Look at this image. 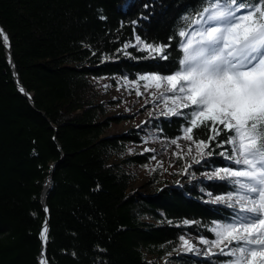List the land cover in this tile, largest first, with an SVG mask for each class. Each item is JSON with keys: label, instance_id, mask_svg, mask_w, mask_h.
<instances>
[{"label": "trees", "instance_id": "trees-1", "mask_svg": "<svg viewBox=\"0 0 264 264\" xmlns=\"http://www.w3.org/2000/svg\"><path fill=\"white\" fill-rule=\"evenodd\" d=\"M206 6L0 0V28L16 73L15 79L0 34V264H40L41 250L48 264H226L228 255L184 251L180 237L214 239V225L231 222L233 209L212 202L235 192L231 180L203 176L239 167L228 158L232 146L221 144L231 133L221 131L211 155H177L167 177L154 168L144 184L151 191L140 192L132 187L136 167L148 166L155 152L130 147L182 137L191 109L166 116L165 107H150L126 131L107 134L128 117L109 113L120 100L104 99L98 81L143 85L144 76L177 71L184 55L179 32L195 31L190 20ZM145 43L166 46V58L144 50ZM206 131L195 129L194 139H205Z\"/></svg>", "mask_w": 264, "mask_h": 264}, {"label": "snow or ice", "instance_id": "snow-or-ice-1", "mask_svg": "<svg viewBox=\"0 0 264 264\" xmlns=\"http://www.w3.org/2000/svg\"><path fill=\"white\" fill-rule=\"evenodd\" d=\"M205 3L198 18L190 20L197 29L179 32L184 38L179 69L165 76L150 74L142 79L158 89L166 84V91L173 93H161L166 108L162 115L178 116L182 115L181 109H191L183 136L172 140V144L179 147V139L191 141L203 158L212 154L210 145L221 131L231 133L221 144L232 146L233 154L228 158L239 167L217 169L209 179L231 180L235 192L216 196L212 202H226L234 215L231 222L214 225V239L201 237L200 242L209 246L205 255H228L226 264H264V0ZM136 40L140 43L139 36ZM164 47L143 45L149 53L160 55ZM201 127L207 130L206 138L194 139V130ZM188 151L191 153V146ZM47 232L45 223L41 231L45 240ZM180 240L184 251L197 250L183 236ZM40 264L45 261L42 259Z\"/></svg>", "mask_w": 264, "mask_h": 264}, {"label": "rangeland", "instance_id": "rangeland-1", "mask_svg": "<svg viewBox=\"0 0 264 264\" xmlns=\"http://www.w3.org/2000/svg\"><path fill=\"white\" fill-rule=\"evenodd\" d=\"M101 84V89L103 90V98H117L118 102L114 103L110 107L109 113H124L127 115V119L123 120L117 125H113L108 131L107 134H114L126 131L133 124L139 121L140 116L144 110L152 107L159 111V108L165 107V99L164 96L159 94L160 89H167V85H162L159 89L155 87L154 83L150 81H146L143 85H134L132 83L123 81L121 79H116L118 83L117 87H113L110 84L108 78L103 77L98 79ZM151 85V86H146ZM131 89V90H128ZM140 93L141 97H138L137 93ZM154 100V101H153ZM168 106L171 107V100L168 101ZM172 141H161L157 139H151L140 146H131L129 152H138L145 151L149 149L150 151L155 152V156L152 162L148 166H137V180L134 182L133 186L140 192L151 191L152 188L144 186L148 174L157 167H160L161 176L167 177L172 172L175 167H172V160L177 156L183 154H197V150L195 144L186 139H179V147L171 143ZM191 146L192 151L189 153L188 149ZM212 172L204 173L203 176L210 177L212 176ZM146 220H149L146 218ZM185 239L191 241L195 247L196 251H193L194 254L207 256L205 252L208 249V245L202 244L200 242L201 238H198L194 235L187 236ZM211 241L212 239H208ZM213 252H216V249H212Z\"/></svg>", "mask_w": 264, "mask_h": 264}, {"label": "water", "instance_id": "water-1", "mask_svg": "<svg viewBox=\"0 0 264 264\" xmlns=\"http://www.w3.org/2000/svg\"><path fill=\"white\" fill-rule=\"evenodd\" d=\"M0 29H1V28H0ZM2 34H3V36H6V33H5L4 31L2 32ZM7 47H8V41L6 40V53H7V56H8V58H9V64H10V67H11V69H12L13 76H14V78L16 79V73H15L14 68H13V61H12V58H11V53H10V51L8 50ZM18 88L21 90V92L27 94L26 91H25V89H24L22 86L18 85ZM48 181H50V176L47 177V181H46V183H45V187H44V194H43V198H42V203H43V206H44L45 209H46V205H45L46 194H45V191H46L47 188H48V184H47ZM45 223L48 224V215H47L46 218H45L44 225H45ZM44 225H43V227H44ZM41 240H42V243H43V242H44V238H43L42 236H41ZM42 247H43V244H42ZM39 259H40V262H41V260L43 259V260L45 261V264H48V263L46 262V260H45V257H44V254H43V251H42V250H41V252H40Z\"/></svg>", "mask_w": 264, "mask_h": 264}]
</instances>
